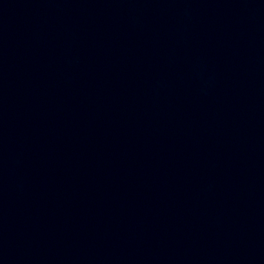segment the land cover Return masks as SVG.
Here are the masks:
<instances>
[{
  "label": "water",
  "instance_id": "1",
  "mask_svg": "<svg viewBox=\"0 0 264 264\" xmlns=\"http://www.w3.org/2000/svg\"><path fill=\"white\" fill-rule=\"evenodd\" d=\"M0 264H264V0H0Z\"/></svg>",
  "mask_w": 264,
  "mask_h": 264
}]
</instances>
